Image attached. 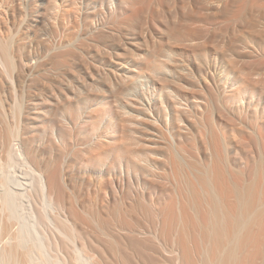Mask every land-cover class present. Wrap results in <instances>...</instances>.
<instances>
[{"label": "bare ground", "instance_id": "obj_1", "mask_svg": "<svg viewBox=\"0 0 264 264\" xmlns=\"http://www.w3.org/2000/svg\"><path fill=\"white\" fill-rule=\"evenodd\" d=\"M24 1L0 0L1 10L7 6L0 11V264H264V77L253 79L249 68L223 80L217 93L208 65L192 72L173 58L172 41L182 46L188 31L167 24L173 40L155 45L144 21H135L146 0H45L41 12L35 0ZM54 8H64L68 31L60 39L46 19ZM35 13L44 18L33 30ZM255 27L264 51V25ZM194 44L183 49L193 53ZM122 50L132 63L106 71ZM81 68L89 81L75 76ZM185 85L200 95H188ZM50 98L44 122L25 121L30 105L38 110ZM238 132L253 135L254 156L246 149L253 137ZM253 162L257 178L248 180L244 171ZM14 166L23 176L24 183L15 180L19 191L6 179ZM92 182L93 204L86 205L81 190ZM21 198L34 202L38 225L52 226L46 245L16 213ZM139 218L150 221L149 232Z\"/></svg>", "mask_w": 264, "mask_h": 264}, {"label": "rangeland", "instance_id": "obj_2", "mask_svg": "<svg viewBox=\"0 0 264 264\" xmlns=\"http://www.w3.org/2000/svg\"><path fill=\"white\" fill-rule=\"evenodd\" d=\"M9 1V0H8ZM36 1V4H37V6H36V8L41 12V8H43L44 7V5H45V0H35ZM154 1V2H153ZM146 0V2H147V4H146V2H144L143 3V7H142V5L138 8L139 10H138V14L139 15H137V19H135V21H137V20H139V19H141V21L143 20L144 21V25L145 26H147L148 28H149V30H151L152 31V35H153V38H154V36H155V40H153L152 38V41H158V43L156 42V43H154L153 42V44H155V45H157V44H159V42L163 45V44H166L168 41H172L173 39H169L170 38V36L169 35H171V34H169V33H171V28H173V26L176 28V26L178 27V28H176V29H182V34H185V32H187L188 31V33L191 35V39L189 40L188 38H190V35L187 37V42L185 41L183 44H182V46H181V42L180 41H178V40H176L177 41V43L176 42H174L175 40H173L172 41V44L174 45L173 46V49H174V54L173 55H175V56H173V58H175L176 60L178 59H180L179 61H178V63H179V65H182V60H183V63H184V65H186V66H184L183 68H181V69H185V70H188V69H192V72H194L196 69L195 68H197L196 66H197V63H202V64H204L205 66H207L208 67V75H209V78H212V81H211V84H210V81H209V84L211 85V87H213V89H215L216 91H217V87H219L218 88V91H217V93L218 92H220L221 90H222V87L224 88V84H223V80H225V79H227L228 77L229 78H231V79H233V77H235V76H239V75H242V74H244V73H247V71H249L250 69V71L251 72H249V73H252V77H253V79H262L263 80V77H264V51L262 50V48H261V45H259V42L258 41H256V39L253 37V31H252V28L253 27H255L256 25H257V28L258 27H262L263 25H264V8L263 7H260L261 5V3L263 4L262 6H264V0H258L259 2L258 3H260L259 5H258V7L256 8V7H252V0ZM230 1V2H229ZM27 3V0L26 1H24V3ZM152 3V4H151ZM226 3V4H225ZM225 4V5H224ZM145 5V6H144ZM228 6L227 8L229 9V8H231V9H227L225 6ZM226 9H224L223 7ZM230 6V7H229ZM232 6V7H231ZM256 6V5H255ZM220 7V8H219ZM0 8H2L1 6H0ZM6 8H7V6H6ZM6 8L4 7V9L6 10ZM36 8H34V9H36ZM58 8V7H57ZM52 9V11L51 10H49V14L47 13V16H46V19H47V21L49 22V24L50 23H52V26L54 25L55 27L54 28H56L57 30H58V34H59V36H57V38L56 39H60L61 37H63L64 35H65V32L67 33V26H65L66 24V21L64 22L63 20H61V19H63V17L62 16H60V14L62 15V13L61 12H59L60 10L61 11H63V9L64 8H60V10L59 9ZM143 8V9H142ZM145 8V9H144ZM147 8H149L148 10H146ZM213 8H216V9H213ZM219 8V9H218ZM256 8V9H255ZM259 8H261V9H259ZM140 9H142V10H145V11H142V10H140ZM225 10V11H227V12H225V11H223V10ZM253 9V10H252ZM5 10H1L0 9V11L1 12H3L4 13V11ZM217 10H219V11H221V12H217V15H215L216 13V11ZM56 11V12H55ZM229 11V12H228ZM253 11V12H252ZM255 11V12H254ZM53 12V13H52ZM59 12V13H58ZM150 14H149V13ZM211 13V14H210ZM214 13V14H213ZM219 13V14H218ZM227 15H226V14ZM254 13V14H253ZM52 15V16H51ZM208 15H209V17H211V18H208ZM224 15V16H223ZM226 15V16H225ZM257 16V17H254V16ZM259 15H260V17H259ZM4 16V15H3ZM34 20L35 21H32V28H33V30L34 29H38L40 26H41V21H43V16L41 17V16H39V15H37V13H35L34 15ZM51 16V17H50ZM217 16V17H216ZM262 16V17H261ZM60 17H62L61 19H60ZM214 17V18H213ZM254 19H253V18ZM0 18H1V16H0ZM147 18V19H146ZM152 18V19H151ZM218 18V19H217ZM3 19V18H2ZM59 19V20H58ZM146 20V22H145V20ZM154 19H156L155 21H154ZM164 19V20H163ZM179 19V20H178ZM183 19V20H182ZM213 19V20H212ZM215 19V20H214ZM61 20V21H60ZM149 22H148V21ZM152 20V21H151ZM186 21V23H185V21ZM253 20V21H252ZM256 20H260V22H258V21H256ZM63 21V22H62ZM140 21V20H139ZM160 23H159V22ZM178 21H180V22H178ZM151 22V23H150ZM153 22V23H152ZM163 22H165V23H163ZM174 22H176L177 24H174ZM182 22V23H181ZM253 22V23H252ZM64 23V24H63ZM142 24H143V22H141ZM146 23V24H145ZM172 23V24H171ZM250 23H252V24H250ZM257 23V24H256ZM167 24H170V25H173V26H170V25H167ZM179 24V25H178ZM182 24L184 25L185 24V26H182ZM51 25V24H50ZM252 26V27H250V26ZM37 26V27H36ZM97 26H98V24H97ZM144 26V27H145ZM155 26L157 27V28H155ZM167 26V27H166ZM183 28H182V27ZM187 26V27H186ZM153 27H154V29H153ZM180 27V28H179ZM147 28V29H148ZM162 30H161V29ZM168 28V29H167ZM175 28H173V29H175ZM188 28V29H187ZM256 28V27H255ZM105 29H107V28H105ZM170 29V30H169ZM180 29V30H181ZM183 29H185L184 31H183ZM166 30H168V31H166ZM254 30V29H253ZM38 31V30H37ZM163 31H165V32H163ZM166 32H167V34H169L168 36H166L167 34H166ZM42 33H44V32H42ZM154 33V34H153ZM193 33V34H192ZM38 34L39 35H41V33H40V31L38 32ZM57 34V35H58ZM128 36H130L131 37V35H127V36H125L123 39H125L124 40V42H126V43H130V42H132L131 41V38H129ZM45 36H43V38H44ZM128 37V38H127ZM196 38V40H195V38ZM162 38V39H161ZM198 38V39H197ZM150 39V40H151ZM168 40V41H167ZM195 40V41H194ZM250 40H251V42H250ZM256 42H255V41ZM152 41L151 42H149V44H151L152 43ZM171 41H170V43H171ZM252 41H254V42H252ZM174 42V43H173ZM194 44L195 46H197L198 47V50H194L193 51V53L192 52H189V53H186L185 52V50L183 49L184 47H186V46H184L183 47V45H186V44ZM197 43H199V44H197ZM233 43V44H232ZM234 43H236V45L234 44ZM243 43V44H242ZM127 44V46L125 47V49H127L128 48V45ZM131 44V43H130ZM152 44V45H153ZM178 44V45H177ZM203 44V45H202ZM238 44V45H237ZM257 44V45H256ZM198 45H200V46H198ZM234 45V46H233ZM248 47H247V46ZM140 46H142V45H140ZM150 46V45H149ZM164 46H166V45H164ZM181 46V47H180ZM207 46V47H206ZM231 46V47H230ZM235 46H238L237 48H238V50L236 51V47ZM142 47H144V45L142 46ZM151 47H153V46H151ZM180 47V48H179ZM227 47V48H226ZM232 47H235V48H232ZM202 48V49H201ZM205 48V49H204ZM212 48V49H211ZM89 51L88 52H91V53H93V49L91 48V47H89ZM214 49V50H213ZM216 49V50H215ZM92 50V51H91ZM176 50V51H175ZM204 50V51H203ZM209 52H208V51ZM229 52H228V51ZM230 50H234L233 52L232 51H230ZM249 50V51H248ZM200 51V52H199ZM215 51V52H214ZM217 51V52H216ZM239 51V54L237 53H235V52H238ZM263 51V52H262ZM198 52V53H197ZM205 52V53H204ZM223 52V53H222ZM227 52V53H226ZM140 53V55L141 56H139V57H142L143 55L144 56H149V53L147 52V51H140L139 52ZM148 53V54H147ZM180 53V54H179ZM200 53H202V55L200 54ZM242 53H244V54H242ZM206 54V55H205ZM221 54H223V55H221ZM236 54V55H235ZM241 54H242V57H241ZM259 54H260V56H259ZM230 55H231V59H230ZM244 55V56H243ZM247 55V56H246ZM144 56H143V58L142 59H144ZM181 56V57H180ZM227 58H226V57ZM253 56V57H252ZM255 56V57H254ZM136 57V56H135ZM224 57V58H223ZM260 57V58H259ZM107 58V57H106ZM133 58V55H131L130 53H129V51L128 50H122V51H118V56H116V57H112V63L110 62V63H107V66L105 67V70L106 71H112V70H115V71H119V72H121V68H122V66H123V68L124 67H127L128 65H126V64H131L132 62V59ZM137 58V57H136ZM135 58V59H136ZM195 58V59H194ZM232 58H233V60H232ZM257 58V59H256ZM128 59V60H127ZM225 59H227V61L225 60ZM229 59V60H228ZM235 59V60H234ZM237 59L239 60V61H237ZM92 60V59H91ZM209 61V62H208ZM234 61H237V63L236 62H234ZM97 61H95V64H97L96 63ZM123 62H126L125 64L123 63ZM234 62V63H233ZM240 62V63H239ZM116 65H115V64ZM196 63V64H195ZM231 63V68L235 71V69H237V71H239V69H241L242 71H239V72H234V71H232V70H230V66L228 65V64H230ZM233 63V64H232ZM30 64H35V60H31V62H30ZM119 64H122L121 66H117V65H119ZM213 64V65H212ZM237 66H236V65ZM91 66H93V65H91ZM224 66V67H223ZM229 67L228 69H229V71H228V73H227V71H226V69H227V67ZM235 67V68H233V67ZM245 67V68H243V67ZM179 67H181V66H179ZM189 67V68H188ZM211 69H210V68ZM225 67H226V69H225ZM238 67H239V69H238ZM76 68L77 69H79L80 68V66L78 65V66H76ZM133 68V67H132ZM188 68V69H187ZM250 68V69H249ZM82 69V68H81ZM222 69V70H221ZM248 69V70H247ZM89 70H91L92 72H95L94 71V69L92 68V67H90V69ZM134 70V69H133ZM244 70V71H243ZM188 71H191V70H188ZM226 71V72H225ZM118 72V73H119ZM212 72V73H211ZM240 72H241V74H240ZM243 72V73H242ZM257 72H259V74L257 73ZM225 73V74H224ZM228 75H227V74ZM230 73V74H229ZM235 73L237 74V73H239V74H237V75H235ZM255 73V74H254ZM260 73H261V75H260ZM79 74H81V75H78V73H76L75 74V76L76 77H79V76H82L83 78H85L87 81H89V78H87V73H85L84 72V70L82 69L81 71H80V73ZM94 74H96V72L94 73ZM221 74V75H220ZM254 74V75H253ZM258 74V75H257ZM225 75V76H224ZM67 76H69V78H71V76L70 75H67ZM97 76V75H96ZM243 76V75H242ZM261 76V77H260ZM263 76V77H262ZM98 77V76H97ZM195 77H197V78H200V76L199 75H197V73H196V75H195ZM72 79H73V77H72ZM94 79H96V77H94ZM144 78H141V80L142 81H145L146 80V78H145V80H143ZM75 80V79H74ZM140 80V81H141ZM200 80H201V78H200ZM211 80V79H210ZM221 80V81H220ZM148 81V80H147ZM214 81V82H213ZM186 86V90H188L186 93L188 94V95H192V97H194V95L197 97L198 95H200V94H197V89H195V88H197V87H192V86H189V85H185ZM259 86V85H258ZM257 86V90H256V92H258L259 93V95H261V94H263V89H261V85L258 87ZM183 87V86H182ZM225 87H227V85L225 86ZM189 88V89H188ZM228 88V87H227ZM225 88L226 90H228V89H230V88ZM259 88V89H258ZM183 89V88H182ZM261 89V90H260ZM185 90V89H184ZM184 90H183V92H184ZM194 90L196 91V92H194ZM189 91H190V93H189ZM261 91H263V92H261ZM181 92V91H180ZM193 92V93H192ZM182 93V92H181ZM192 93V94H191ZM258 93H257V97L259 96L258 95ZM176 95H177V93L173 96V98H175L176 97ZM262 96H263V99H262ZM195 97V98H196ZM259 97H261V100H263V103L262 104H264V94L263 95H261V96H259ZM176 98H178V97H176ZM195 98H193L192 100H194ZM173 101L175 100V99H172ZM177 100V102H180L179 101V98L178 99H176ZM195 100H200V99H195ZM194 100V101H195ZM191 101V100H190ZM219 101V100H218ZM218 101H216V102H218ZM215 102V103H216ZM52 103H53V99L52 98H50L49 99V101H47V102H45V104H42L41 105V107H40V109H38V110H33V109H31V108H33L31 105H30V107H28V108H30V110H29V112H28V116H26V120L25 121H28V122H31L33 119H36V120H38V123L35 121L34 122V124L33 125H31V126H35V127H38L39 125V123L40 122H44L45 121V119H46V117L47 116H49L50 114H51V111H52V109H53V106H52ZM182 103H184V107H185V102L183 101ZM218 104V103H217ZM216 104V105H217ZM187 105V104H186ZM188 105L189 106H191L192 105V103L190 102V103H188ZM218 107H221V105H218ZM262 107H264L263 105L262 106H260V108H262ZM196 109V111L199 109V107H196L195 108ZM190 119H191V117H190ZM264 121V120H263ZM230 124V123H229ZM232 124H234L233 122H232ZM231 124V125H232ZM242 129V128H241ZM239 130H240V127H239ZM239 134H240V132H238ZM238 133H236V134H238ZM244 134V133H243ZM242 134H240V135H238V136H241ZM237 136V138L239 139V137ZM241 137H246V140H248V141H250L249 139H251L252 137H253V135H252V137L250 138L249 136H245V135H243V136H241ZM247 138H249V139H247ZM252 142H254V143H250L251 144V146L249 145V147L250 148H246L247 150L249 149H252L251 151H253L252 153V155L254 156V154H255V150L257 149L255 146V138L253 137L252 139ZM255 145V146H254ZM248 146V145H247ZM246 147V145L243 147V148H245ZM256 148V149H255ZM257 151V150H256ZM234 155V154H233ZM235 156H238L239 157V155H234V157ZM233 157V156H232ZM233 157V158H234ZM240 158V157H239ZM239 158H235V159H239ZM255 165H254V162L252 163V165L250 164V166L249 167H247V169H246V171H244V174H245V176H246V178L249 180V178H251L252 177V180H254L255 178H257V177H255L256 176V168L254 167ZM11 169V170H10ZM9 171V172H8ZM7 174H6V176H8V177H6V179L8 178L9 179V182H8V180H7V183H8V186H9V188H11V189H13V191H19L20 189H23V188H20V187H18L17 185V187H15V180H17L16 182H18L19 180L20 181H22L23 183H24V181L23 180H21L22 178H23V176L20 174L21 173V169H19V167L18 166H14L13 168H9L8 170H7V172H6ZM83 176V174L82 175H79V177L81 178ZM244 176V177H245ZM121 177H124V175H119L118 177H114V178H121ZM169 180V179H168ZM10 181H11V184H10ZM13 182V183H12ZM14 184V185H13ZM14 188H17V189H14ZM18 188H20V189H18ZM96 190V186H95V184L92 182V184H90V185H86V187L84 188V189H82L81 191H83V193H81L82 195H83V198H84V200H86V201H88V198L90 197V193H92L91 195H93V192ZM89 196V197H88ZM27 198H21V199H18V201L20 202L21 201V203H19L18 201H16L17 202V206L15 207L16 208V213L18 212V214H19V216L21 217L22 216V218H21V221L23 220H26V221H24L23 223L24 224H26L27 225V223L29 222V223H31L32 222V224H34V225H32L33 226V228H34V226L36 227V229H35V231H36V234H38L39 235V237H37V239L38 240H40L41 242H44V244L46 245L47 243H48V241H50L49 239H52V237H51V231H49L50 229H52V226H48V227H50V229H47L48 227H46L47 225L46 224H44V223H41L40 225H38L35 221V211H36V208H35V206L33 207V208H30V207H32V206H29L31 203H34V202H32V201H28L29 199H27ZM28 201V202H27ZM85 201V204L86 205H88V204H93L92 202L91 203H89L90 201H88V202H86ZM24 202V203H23ZM30 202V203H29ZM23 203V204H22ZM88 203V204H87ZM28 204V205H27ZM95 204V203H94ZM19 205H21V206H19ZM23 205V206H22ZM31 205H34V204H31ZM36 205V204H35ZM37 207V206H36ZM46 207V206H45ZM19 208H21L22 210H20ZM47 209H49V210H47L46 209V213H49L50 212V214H51V209L49 208V207H46ZM25 209V210H24ZM32 209V210H31ZM33 209H35V210H33ZM45 209V208H44ZM20 210V211H19ZM27 210H30V211H27ZM33 211H34V214H33ZM48 211V212H47ZM23 214V215H22ZM32 214V215H31ZM24 215H25V218H23L24 217ZM30 215V216H29ZM27 216V217H26ZM33 216H34V218H33ZM18 217V216H17ZM20 217H18V218H20ZM52 217V216H51ZM35 220H33V219ZM140 220H139V224H141L140 226H144L145 225V227H143V228H141V229H143V231L145 232H149V230L147 231V228L148 229H150L147 225H149V226H151V224L149 223L150 221L149 220H147L148 221V223H147V221H144V222H146V223H144L143 222V220H146V219H141V218H139ZM28 220V221H27ZM30 220V221H29ZM20 221V220H19ZM22 224V223H21ZM23 224V225H24ZM46 225V226H45ZM51 225V224H50ZM41 226V227H40ZM38 227L40 228V230H38ZM45 227V228H44ZM44 228V229H43ZM144 228H146L145 230H144ZM30 230H32L31 228H30ZM151 230V229H150ZM40 231V232H39ZM47 231V232H46ZM31 232H33V230L31 231ZM39 232V233H38ZM35 233H33V235L36 237L37 235H36ZM41 234H43V235H45V236H43V235H41ZM50 234V235H49ZM41 236H43V237H41ZM49 237V238H48ZM45 239V240H43V239ZM46 239L48 240V241H46ZM53 240V239H52ZM46 241V242H45ZM162 243V242H161ZM164 244V243H163ZM169 242L167 243V244H164V246H166L167 245V248H170L169 247V245L171 244H169ZM1 245V244H0ZM47 247H51V246H46V248ZM51 249H52V247H51ZM50 248H48V250L47 251H45V253H44V255L48 258V257H50L49 259H51V257H52V255H54L53 253H51V251L53 250H51ZM44 250H46L45 249V247H44ZM52 252H54V251H52ZM51 253V254H50ZM82 259H83V261L85 260V257L83 258L82 257ZM81 259V260H82ZM86 260H88V259H86ZM85 260V261H86ZM82 263V262H81ZM84 264H86V263H84Z\"/></svg>", "mask_w": 264, "mask_h": 264}]
</instances>
